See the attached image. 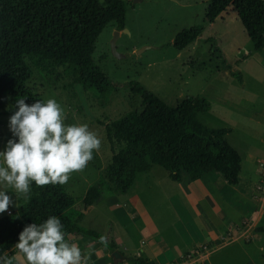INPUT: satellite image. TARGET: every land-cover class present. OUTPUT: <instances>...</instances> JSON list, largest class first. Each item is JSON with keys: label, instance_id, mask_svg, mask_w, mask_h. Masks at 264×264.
Returning a JSON list of instances; mask_svg holds the SVG:
<instances>
[{"label": "trees", "instance_id": "trees-1", "mask_svg": "<svg viewBox=\"0 0 264 264\" xmlns=\"http://www.w3.org/2000/svg\"><path fill=\"white\" fill-rule=\"evenodd\" d=\"M228 9L236 14L254 49L262 51L264 0H207L205 21L213 23ZM125 16L124 0H0V111L6 96L33 101L25 88L32 76L27 61L39 73L66 68L75 85L107 103L116 85L94 65L95 44L109 25L122 31ZM201 32L199 26L183 30L172 47L184 50ZM129 89L141 98V112H129L105 126L111 162L105 169L106 179L85 192L81 201L85 208L116 193L126 194L136 175L148 172L151 165L162 167L176 182L220 174L228 186L238 184L242 159L224 141L231 129H208L197 118L210 109L206 100L187 98L168 107L136 81L129 82ZM74 203L63 185L33 183L30 199L22 201L17 213L0 218V255L7 258L26 223H39L50 214L60 217L66 234L105 245L102 237L83 230L70 218ZM257 231L264 233V225ZM130 262L150 264L144 259Z\"/></svg>", "mask_w": 264, "mask_h": 264}, {"label": "rangeland", "instance_id": "rangeland-1", "mask_svg": "<svg viewBox=\"0 0 264 264\" xmlns=\"http://www.w3.org/2000/svg\"><path fill=\"white\" fill-rule=\"evenodd\" d=\"M124 3L126 31L105 27L97 38L93 55L94 65L116 85V90L105 99L107 103L75 85L66 68L39 73L27 61L32 76L25 88L33 101L56 98L65 109L66 123H87L101 138V148L94 151L93 159L83 170L71 173L63 185L74 198L98 180L106 179L105 169L112 154L105 126L129 112H141V98L129 89L131 81L138 82L168 107H175L187 98L206 100L210 109L197 118L208 129H232L224 141L240 156L244 151L241 138L245 134L255 138L252 146L257 141L248 127L264 133V51L254 49L234 12L207 23V0H124ZM198 26L202 32L196 41L182 51L174 50L175 36ZM15 99L6 96L3 100L0 149L10 138L7 123L12 113L8 108ZM32 102L26 100L28 104ZM154 168L166 172L160 166ZM22 201L19 198L17 206L8 209L11 214L17 213ZM6 211L0 213V218L8 215Z\"/></svg>", "mask_w": 264, "mask_h": 264}, {"label": "crops", "instance_id": "crops-1", "mask_svg": "<svg viewBox=\"0 0 264 264\" xmlns=\"http://www.w3.org/2000/svg\"><path fill=\"white\" fill-rule=\"evenodd\" d=\"M248 129L257 141L253 147L250 134L241 138L244 151L236 186H228L220 174L176 182L166 170L151 165L136 175L126 194L102 198L88 209L81 202L88 188L74 198L70 218L102 237L105 245L83 235L66 238L90 253L88 264H132L130 259L150 264L197 259L205 264H264V233L257 231L264 225V176L258 168L264 159V133ZM7 258L25 264L16 247Z\"/></svg>", "mask_w": 264, "mask_h": 264}, {"label": "clouds", "instance_id": "clouds-1", "mask_svg": "<svg viewBox=\"0 0 264 264\" xmlns=\"http://www.w3.org/2000/svg\"><path fill=\"white\" fill-rule=\"evenodd\" d=\"M15 99L8 110L10 138L0 149V213L30 199L36 186L64 185L73 172L83 170L101 148V138L87 123H66L56 98ZM15 107V110L12 109ZM15 247L25 264H88L90 253L66 238L60 217L50 214L39 223H26ZM0 264L12 261L0 255Z\"/></svg>", "mask_w": 264, "mask_h": 264}, {"label": "built area", "instance_id": "built-area-1", "mask_svg": "<svg viewBox=\"0 0 264 264\" xmlns=\"http://www.w3.org/2000/svg\"><path fill=\"white\" fill-rule=\"evenodd\" d=\"M259 167H260V171L262 172L263 176H264V161L259 162ZM263 204H264V195H263ZM263 204H261V208L264 206ZM8 215L11 214L10 211H7ZM204 250H207L205 247L203 248ZM202 252H199L198 255H201ZM187 263V262H186ZM187 264H205L203 259H197L196 261H189Z\"/></svg>", "mask_w": 264, "mask_h": 264}, {"label": "water", "instance_id": "water-1", "mask_svg": "<svg viewBox=\"0 0 264 264\" xmlns=\"http://www.w3.org/2000/svg\"><path fill=\"white\" fill-rule=\"evenodd\" d=\"M123 31H126V30L123 29ZM115 33L118 34V32H115ZM113 255H114V256H118V254H116V253H114Z\"/></svg>", "mask_w": 264, "mask_h": 264}]
</instances>
